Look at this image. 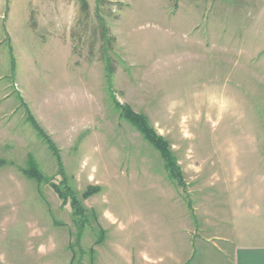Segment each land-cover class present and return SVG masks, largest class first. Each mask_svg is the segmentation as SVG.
<instances>
[{
    "label": "rangeland",
    "instance_id": "obj_1",
    "mask_svg": "<svg viewBox=\"0 0 264 264\" xmlns=\"http://www.w3.org/2000/svg\"><path fill=\"white\" fill-rule=\"evenodd\" d=\"M235 222L264 229V0H0V248L85 264Z\"/></svg>",
    "mask_w": 264,
    "mask_h": 264
},
{
    "label": "crops",
    "instance_id": "obj_2",
    "mask_svg": "<svg viewBox=\"0 0 264 264\" xmlns=\"http://www.w3.org/2000/svg\"><path fill=\"white\" fill-rule=\"evenodd\" d=\"M236 199L238 205H244L243 197ZM236 223L230 231L201 235L196 241L191 237L190 229L183 226L176 230V237L172 233L166 240L106 243L111 244L109 247L101 243L92 248H103L104 251H95L97 258H92L91 263L85 261V264H264V229L245 226L239 230ZM54 247L57 246H52V251H45L39 246L34 258L13 256L2 247L0 264H68V260L64 263L57 257L59 252Z\"/></svg>",
    "mask_w": 264,
    "mask_h": 264
},
{
    "label": "trees",
    "instance_id": "obj_3",
    "mask_svg": "<svg viewBox=\"0 0 264 264\" xmlns=\"http://www.w3.org/2000/svg\"><path fill=\"white\" fill-rule=\"evenodd\" d=\"M113 70L114 68L112 67L107 70L108 76L112 75V73L114 72ZM117 103H119V105L123 107L125 115L144 134L146 140L150 141L154 146L157 147L159 152H161L163 158L166 161L165 164L167 165V167L172 168L173 171L177 170L176 176L179 178V180L183 181V177H182L183 173L181 172V169H180V166L178 164L175 154L173 153V151H171V148H170L171 146H170L169 141L165 139L166 137H164L162 134H159L157 130L154 127H152V125H150L149 119L146 115H143V114L141 115V113L135 112L133 108L127 104H122L119 101ZM30 119L32 120V123L34 127L36 128V130L39 132V134L45 138V131L41 129L36 119H34L33 117H31ZM48 144H50L51 147H53L54 152L56 153V156H58L59 165L61 166V163H60L61 159H60L57 149L55 148L56 146L49 139H48ZM37 168H38L37 165H33V166L31 165V168L27 170V173H29L30 176H33L37 178L39 181H41L43 179V174ZM52 186L54 187L56 192L59 194V196L65 201L67 196H69L68 194L70 191L63 192V190L60 188V185L57 182L52 183ZM98 189L99 188L97 186H90V188L87 191H85V194H83V196L87 198L89 195H91L93 192L97 191ZM71 205L74 208L76 207L77 212L81 213L83 211L82 207L80 206V204L77 202L76 199L72 200Z\"/></svg>",
    "mask_w": 264,
    "mask_h": 264
}]
</instances>
